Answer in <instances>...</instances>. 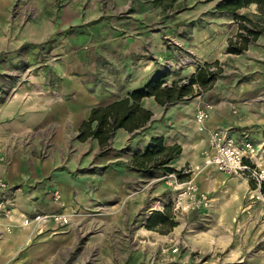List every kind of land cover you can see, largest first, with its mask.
Instances as JSON below:
<instances>
[{"label": "rangeland", "instance_id": "374dc122", "mask_svg": "<svg viewBox=\"0 0 264 264\" xmlns=\"http://www.w3.org/2000/svg\"><path fill=\"white\" fill-rule=\"evenodd\" d=\"M147 1L0 0V105L16 99L18 90H46L47 98L56 102L62 88L77 87L86 89L88 105L100 106L132 89V68L148 67L149 80L160 75L169 84L185 80L205 61L217 62L211 71L219 72L210 89L195 88V96L158 110L154 126L132 135L135 148L104 154L105 167L111 170L118 157L144 150L152 137L150 129L154 133L157 126L168 123L165 113L169 109L179 105L176 109H183L194 121L203 103L214 107L223 100L236 105L238 110L229 114L236 120L243 114L241 109L250 106L246 114L254 116V122L244 129L257 139V165L264 170V40L242 54H227V39L236 34L237 25L233 19L211 13L212 1L160 0L156 8ZM135 9L142 10L145 24L159 32L154 37L159 38L164 53L159 58L158 47L145 48L148 62L139 65L133 62L141 56H126L127 47L114 42L109 33L102 42V32L96 31L101 23L118 29L139 23ZM241 15L264 24V16L254 6L241 10ZM78 81L81 85L74 84ZM92 145L89 140L84 146L91 156L86 166L88 198L95 195L94 177L103 176L98 168L101 154ZM48 146L57 148L48 141L38 155ZM202 168L207 167L185 165L177 169L179 176L122 174L128 191H112L107 186L101 199L73 209L66 240L52 264H264L261 183L243 177L233 183L223 177L211 186L217 173L212 171L203 180L197 176ZM242 181L246 183L243 188ZM189 182L196 187L194 193L185 192L184 184ZM154 212L166 213L167 224L147 229Z\"/></svg>", "mask_w": 264, "mask_h": 264}, {"label": "crops", "instance_id": "0c3cea01", "mask_svg": "<svg viewBox=\"0 0 264 264\" xmlns=\"http://www.w3.org/2000/svg\"><path fill=\"white\" fill-rule=\"evenodd\" d=\"M210 1L213 2L211 13L218 18L226 16L228 20L232 19L229 14L216 11V4L220 0ZM147 2L155 8L159 7L153 0ZM250 6L256 8L255 4L248 7ZM245 8L237 10L236 13L241 15V10ZM134 13L141 18L140 22L144 23H136L127 29L112 28L111 25L101 23L96 27L98 34L102 32L99 35L100 40L107 41L109 33L114 42L128 48L126 56H141L133 62L138 65L148 62L145 57V48L158 47L157 54L161 58L164 53L160 49L159 38L154 37L159 32L145 24V14L142 10L135 9ZM156 15L158 16V13ZM260 16L263 17L261 14ZM257 22L262 23L259 20ZM263 40L264 34L255 42ZM131 61L127 60L129 63H132ZM147 68L139 66L135 69L132 68L133 82L130 85L132 89L126 91L122 97L100 104V106L111 104L125 97L129 92L144 86L148 81L140 85L138 80L150 79V71ZM194 72L191 71L185 78ZM77 83L81 85L79 81L74 84ZM46 94H48L46 90L36 92L32 89L18 90V96H14L16 99L12 98L0 105V149L3 157V160H0V180L8 186L7 189H0V199L5 198L11 209L10 220L0 219V264H52L59 247L62 248L63 242L66 240L68 226L55 227L52 224H47L39 231L34 223L24 226L22 224L24 218L53 213L69 216L73 209L81 210L88 203L96 202L97 198L101 199L104 191H107L105 190L107 186L112 191L123 192L126 188L122 174L134 176L136 173L128 166L134 151H129V153L118 157L119 162L112 165L111 170L105 167L103 156L111 150L120 151L127 146H130L131 149L135 148L132 135L151 124L154 126L158 110L161 112L164 108L156 104L152 97L143 98L141 106L153 114L151 120L142 129L132 133H128L125 129H117L110 141L109 148L105 151L99 150V144L95 139H88V141L91 140L94 150L101 154V157H98L102 158L98 168L103 175L94 177L95 195L92 194V198H88L86 166L88 161H91V156L87 155L84 147L88 141L80 142L77 136L80 125L89 116L90 109L99 107L95 106L98 103L89 102L90 105H88L89 95L84 88L76 87L72 90L62 88L59 91V101L56 102H53L52 99L49 100ZM96 100V97L92 98V101L96 102ZM222 101L214 104L209 113L207 126L209 128H227L237 142L249 139L256 147L257 139L253 137L250 130L244 129L254 122V116L246 114L250 106L241 109L243 114L236 120L229 116L231 112L235 113L238 110L236 105L234 103L226 104L224 101L221 103ZM176 107L180 108L179 105ZM176 107L165 113L167 124L157 126L154 133L150 129L151 138L161 137L166 146L178 144L182 147L181 154L171 164L175 170L185 165L202 167L205 164H203L202 156L200 157V152L206 149V137L196 131L192 117L184 115V110H178ZM174 110L175 117L173 118ZM46 138L57 148L55 150L48 146L40 156L38 153L41 146L48 143ZM70 145L73 146L72 149ZM144 150L136 152L142 153ZM256 150H258L257 147ZM255 162L257 163V159ZM212 171L217 174L215 179L210 178L211 186H215L214 181H219L223 177L233 183L240 178L219 173L210 167L202 168L197 176L208 180ZM108 175L110 176L109 180L105 179ZM241 184L242 188L246 186L245 181H242ZM126 191L128 190L126 189Z\"/></svg>", "mask_w": 264, "mask_h": 264}, {"label": "trees", "instance_id": "16d2710c", "mask_svg": "<svg viewBox=\"0 0 264 264\" xmlns=\"http://www.w3.org/2000/svg\"><path fill=\"white\" fill-rule=\"evenodd\" d=\"M153 1L157 5L160 4V0ZM251 4H255L257 12L264 16V0H220L216 4V11L229 14L237 25L236 34L227 39L225 48L227 54L244 53L264 34L263 23L236 13L237 10ZM216 66L217 62L205 63L185 80L173 81L169 84L163 82L162 76L157 75L125 97L106 106L91 108L87 120L80 125L77 139L80 142L95 139L100 151L107 150L117 129H125L128 133H132L142 129L151 120L153 114L141 106L143 98L152 97L156 104L165 107L193 97L197 94L195 88L202 91L211 88L219 72V69L213 72L211 68ZM181 148L178 144L166 146L161 137L151 138L142 153H133L128 166L142 175L159 172L179 176L180 171L175 170L171 164L181 154ZM261 191L264 194V182L261 183ZM167 220L166 213L154 212L145 226L147 229H154L155 225L167 224Z\"/></svg>", "mask_w": 264, "mask_h": 264}, {"label": "built area", "instance_id": "2783aa9c", "mask_svg": "<svg viewBox=\"0 0 264 264\" xmlns=\"http://www.w3.org/2000/svg\"><path fill=\"white\" fill-rule=\"evenodd\" d=\"M223 103V101L221 102ZM225 103V102H224ZM213 105L203 103L197 108L194 116L196 131L204 134L206 137V149L202 150L201 156L205 167L213 168L215 171L236 177L249 178L256 182L264 181V170L259 169L260 166L255 162L257 151L253 141L244 139L237 142L232 133L227 128L215 127L209 128L207 121ZM0 160H3L0 149ZM174 177V175H170ZM185 192L194 193L196 187L193 183H185ZM8 186L4 181L0 180V189H7ZM182 196V195H181ZM180 196V197H181ZM180 197H178L180 199ZM195 199V197H194ZM193 203V202H192ZM190 203V206H192ZM180 202L177 201V205ZM10 204L5 199H0V219L10 220L11 209ZM70 218L62 213L34 215L31 218H24L22 224L28 225L34 223L38 230L47 224H52L55 227H63L68 225ZM8 231V228H6Z\"/></svg>", "mask_w": 264, "mask_h": 264}]
</instances>
